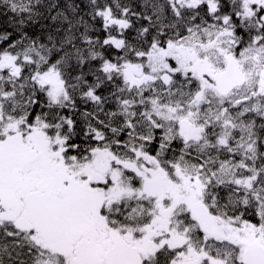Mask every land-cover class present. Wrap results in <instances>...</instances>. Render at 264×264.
<instances>
[{"label":"snow or ice","instance_id":"snow-or-ice-1","mask_svg":"<svg viewBox=\"0 0 264 264\" xmlns=\"http://www.w3.org/2000/svg\"><path fill=\"white\" fill-rule=\"evenodd\" d=\"M0 264H264V0H0Z\"/></svg>","mask_w":264,"mask_h":264}]
</instances>
